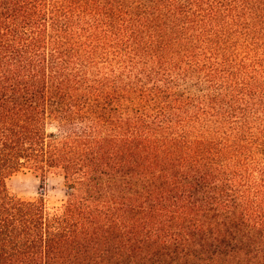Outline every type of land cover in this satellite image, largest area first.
<instances>
[{
    "label": "trees",
    "instance_id": "obj_1",
    "mask_svg": "<svg viewBox=\"0 0 264 264\" xmlns=\"http://www.w3.org/2000/svg\"><path fill=\"white\" fill-rule=\"evenodd\" d=\"M0 264H264V0H0Z\"/></svg>",
    "mask_w": 264,
    "mask_h": 264
},
{
    "label": "rangeland",
    "instance_id": "obj_2",
    "mask_svg": "<svg viewBox=\"0 0 264 264\" xmlns=\"http://www.w3.org/2000/svg\"><path fill=\"white\" fill-rule=\"evenodd\" d=\"M11 193L23 199L35 198L42 194L49 206H57L67 200L69 187L60 174H48L42 179L29 169L12 175L8 181Z\"/></svg>",
    "mask_w": 264,
    "mask_h": 264
}]
</instances>
